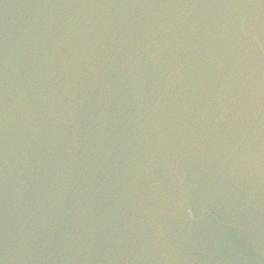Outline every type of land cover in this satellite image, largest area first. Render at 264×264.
I'll return each mask as SVG.
<instances>
[{
    "label": "water",
    "instance_id": "water-1",
    "mask_svg": "<svg viewBox=\"0 0 264 264\" xmlns=\"http://www.w3.org/2000/svg\"><path fill=\"white\" fill-rule=\"evenodd\" d=\"M236 178L239 264H264V0H238Z\"/></svg>",
    "mask_w": 264,
    "mask_h": 264
}]
</instances>
